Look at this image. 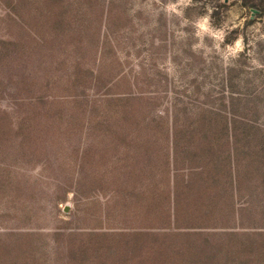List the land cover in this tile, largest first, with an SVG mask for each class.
<instances>
[{"label": "rangeland", "instance_id": "obj_1", "mask_svg": "<svg viewBox=\"0 0 264 264\" xmlns=\"http://www.w3.org/2000/svg\"><path fill=\"white\" fill-rule=\"evenodd\" d=\"M196 168L213 181L183 188ZM0 249L264 264V0H0Z\"/></svg>", "mask_w": 264, "mask_h": 264}, {"label": "trees", "instance_id": "obj_2", "mask_svg": "<svg viewBox=\"0 0 264 264\" xmlns=\"http://www.w3.org/2000/svg\"><path fill=\"white\" fill-rule=\"evenodd\" d=\"M88 88H91V86L85 85L83 87V90L84 91H82V92H84V94H85V92H86V90ZM82 94L83 93H81L79 95L80 96L79 98H82L83 99L84 97H82L83 96ZM88 94L89 93H87L86 97H88ZM82 99H81V101H82ZM112 100H115V99H112ZM116 100H120V98H117ZM73 101H76V100H73ZM226 159H227V166H226L227 167V170H226L227 171V174H229V172H230V174H232V168H233L232 155L231 154L227 155ZM214 160L215 159H212V161H214ZM196 170H200V171H196V173H192V175L195 176V179L194 180H192V179L189 180L188 179L187 181H185V183H183L184 186L181 185L183 188H186L187 187L188 189H191L194 186V184H196V183H200L203 187H207L208 186L207 184L210 181H213L214 177L209 176V174L205 175L206 173H203L204 172V169L202 170V169L196 168ZM213 175H215V174H213ZM216 175H218V174L216 173ZM176 179H174V187H172V190H171V187L169 186L170 183L168 184V186L165 187V190H164V198H163V200L160 201V204H161V208L163 210V213L165 215H167V220L169 221V223L170 224L172 223V218H173L174 219V222H175L174 223L175 227L178 228V229H180L181 226L178 225L179 224V221H180L181 218L187 217V215L186 216H183L182 214H184V212H186V211H184V208L187 205H189L190 203L188 202V199L184 197L186 195H184V193L180 191L179 187L177 186V183H175L176 182L175 181ZM215 181L217 182V179ZM215 181H214V183H215ZM233 183L234 182L232 181V178H231V184H233ZM216 195H217V193H212V194H210L209 197L211 198V200H214V199L217 198ZM229 198H230V196H229ZM155 202H156L155 201V198H151V197L150 198L149 197L147 198L146 197V200H145V202H144V204L142 206V208H144L143 213H146V214L149 213L152 210V207H154ZM186 232H188L186 234H195L192 231H191V233L189 231H186ZM76 234H78V233H70L68 235H70V236L74 235L75 236ZM150 234H152V233H149V231H144V232H141V233L140 232H134V233H132V236L133 235H145V237L148 238ZM63 235H64V233H63ZM89 235L90 236H93V235H95V233H89ZM2 252L3 251L0 249V253H2ZM154 259H156V258H154ZM144 261H145V259H144ZM156 261H157L156 264H159L160 261H161V259H157ZM145 262L150 263V260H146Z\"/></svg>", "mask_w": 264, "mask_h": 264}, {"label": "water", "instance_id": "obj_3", "mask_svg": "<svg viewBox=\"0 0 264 264\" xmlns=\"http://www.w3.org/2000/svg\"><path fill=\"white\" fill-rule=\"evenodd\" d=\"M251 10H252L253 14L257 12V10L255 8H252ZM253 14H252V16H254ZM65 210L66 211L68 210V205H66Z\"/></svg>", "mask_w": 264, "mask_h": 264}]
</instances>
